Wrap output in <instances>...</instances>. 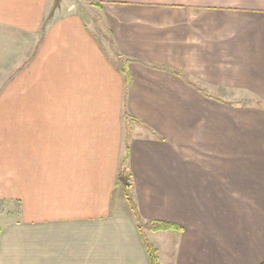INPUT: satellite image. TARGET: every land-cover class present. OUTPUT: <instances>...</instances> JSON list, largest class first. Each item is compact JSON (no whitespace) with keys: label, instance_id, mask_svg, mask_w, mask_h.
Masks as SVG:
<instances>
[{"label":"crops","instance_id":"1","mask_svg":"<svg viewBox=\"0 0 264 264\" xmlns=\"http://www.w3.org/2000/svg\"><path fill=\"white\" fill-rule=\"evenodd\" d=\"M49 3L0 0V264H150L126 181L159 264L262 263L264 112L220 93L264 111V0Z\"/></svg>","mask_w":264,"mask_h":264},{"label":"rangeland","instance_id":"2","mask_svg":"<svg viewBox=\"0 0 264 264\" xmlns=\"http://www.w3.org/2000/svg\"><path fill=\"white\" fill-rule=\"evenodd\" d=\"M52 4H53V0H50V3H49L50 7L48 8L47 11H45L46 15L43 18L42 27L45 26L46 22L49 20L48 18L51 16V13H53L54 9H53ZM96 33H97L99 40H101L103 46L106 48V50L108 52H111L110 49L112 48V45H111L112 42H111V39L107 31L106 30L99 31L98 29V31L96 30ZM8 34L10 35L9 61L11 63V69H12V68H16L17 66H21L23 63L29 60L34 47L37 45L40 39V34H37L34 40H33L34 38L33 34H29L27 32H25L23 36V34L22 35L19 33L17 34L16 32L9 30ZM220 94H223V97H225L226 99L232 98V100L229 101L230 104L228 105L225 104L224 106V109H226L228 113H233L235 115L237 114L245 115V114L256 113L259 110H262V112H264L263 109H261V107L256 104L258 99L249 92L242 91V90H227V91H221ZM127 130L130 131V128ZM4 208L5 207H3L2 201H0V215L2 214V211L4 210Z\"/></svg>","mask_w":264,"mask_h":264},{"label":"trees","instance_id":"3","mask_svg":"<svg viewBox=\"0 0 264 264\" xmlns=\"http://www.w3.org/2000/svg\"><path fill=\"white\" fill-rule=\"evenodd\" d=\"M59 0H55V4L54 6H56L58 4ZM96 4V3H93ZM121 71L124 74V81L125 83L128 81V74L125 72L124 68L121 69ZM119 177H121V175H119ZM125 195L127 198V201L129 203V206L131 208V211L133 212V214L135 215L136 219H137V223H138V227L140 229V233H141V238L143 241V245L145 247V250L147 252V256L149 258L150 264H159L158 262V256H157V252L155 247L149 242V240L146 238L145 234L142 232V227H143V223L141 222V219L138 215V211L136 208V205L134 203V201L132 200L130 193H129V182L126 181L125 183ZM148 227L151 230H166V229H178L179 226L173 223H169V222H163V221H152L149 223ZM260 264H264V261Z\"/></svg>","mask_w":264,"mask_h":264}]
</instances>
